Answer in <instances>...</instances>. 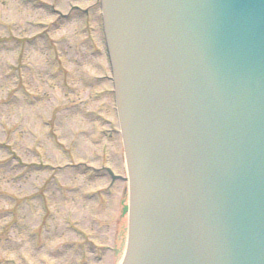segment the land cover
Returning a JSON list of instances; mask_svg holds the SVG:
<instances>
[{
	"label": "water",
	"instance_id": "obj_1",
	"mask_svg": "<svg viewBox=\"0 0 264 264\" xmlns=\"http://www.w3.org/2000/svg\"><path fill=\"white\" fill-rule=\"evenodd\" d=\"M131 180L123 264H264V0H104Z\"/></svg>",
	"mask_w": 264,
	"mask_h": 264
},
{
	"label": "rangeland",
	"instance_id": "obj_2",
	"mask_svg": "<svg viewBox=\"0 0 264 264\" xmlns=\"http://www.w3.org/2000/svg\"><path fill=\"white\" fill-rule=\"evenodd\" d=\"M99 16L97 0H0V264L123 254L127 183L107 190L102 168L126 175Z\"/></svg>",
	"mask_w": 264,
	"mask_h": 264
},
{
	"label": "bare ground",
	"instance_id": "obj_3",
	"mask_svg": "<svg viewBox=\"0 0 264 264\" xmlns=\"http://www.w3.org/2000/svg\"><path fill=\"white\" fill-rule=\"evenodd\" d=\"M125 211H127V203H126ZM126 222H127V216H126ZM121 261H122V256L118 264H121Z\"/></svg>",
	"mask_w": 264,
	"mask_h": 264
}]
</instances>
